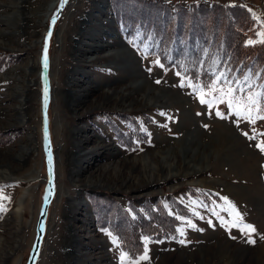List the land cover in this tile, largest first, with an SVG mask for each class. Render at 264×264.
<instances>
[{
  "label": "rangeland",
  "instance_id": "374dc122",
  "mask_svg": "<svg viewBox=\"0 0 264 264\" xmlns=\"http://www.w3.org/2000/svg\"><path fill=\"white\" fill-rule=\"evenodd\" d=\"M103 1L70 0L50 38L56 193L37 264H121V251H132L115 230L131 233L130 223L140 224L137 256L149 237L150 259L141 264H264V152L256 147L264 142V120L241 119L237 127L226 104L209 108L190 87H180L190 76L161 55L166 48L170 60L177 54L184 38L176 32L192 7L206 23L215 10L220 30L231 21L241 27L245 45L261 40L264 0ZM50 2L0 0V195L8 197L0 200V264H27L46 191L42 54L60 0L46 15ZM178 12L186 13L178 19ZM236 32L229 26V40ZM138 82L164 96L151 104L138 101L142 90L118 98L117 90ZM164 155L180 164L177 174L162 167ZM222 197L255 233L232 226L231 204ZM168 217L175 236L145 229L153 218L164 228Z\"/></svg>",
  "mask_w": 264,
  "mask_h": 264
},
{
  "label": "trees",
  "instance_id": "16d2710c",
  "mask_svg": "<svg viewBox=\"0 0 264 264\" xmlns=\"http://www.w3.org/2000/svg\"><path fill=\"white\" fill-rule=\"evenodd\" d=\"M179 7L178 5V11ZM189 11H191L189 21L187 23L182 21L176 32L178 38H184L182 46H176L177 54L173 55L171 60L169 58V50L167 48L163 49L161 55L164 60L176 63L178 69L183 74L189 75L190 78L198 76L201 83H209L213 73L218 74L219 72H230L233 79L242 76L249 70H252L254 73H264V43L256 44L252 47L243 44L242 38L244 35L240 33L241 27L238 30L231 20V24L229 23L225 27L222 26L220 30L215 10H211L207 23L195 13L194 7L189 9ZM196 11L198 12V10ZM185 13L178 12V19L182 18ZM231 25L237 30V37L233 40L232 38L229 40V35L227 34ZM248 49H252L253 53L250 54ZM192 82L195 83L196 81L193 80ZM252 82L255 84L264 83V78L254 77ZM204 91L209 90L205 89ZM206 98L210 97L206 96ZM201 198L204 201L206 199L203 196ZM107 200H105L106 203H110ZM113 204L119 205L117 202ZM120 213L122 211H119L118 214ZM168 218L171 222L164 228L163 222L156 220L157 223L155 224V219L153 218L148 225H144L145 229L153 236H175L176 233L173 230L174 221L171 217ZM130 226L131 230L132 227L135 228L131 233L122 232V229L115 231L120 234L123 244L128 247L130 246V250L136 254L142 248L138 245V243H141L139 232H136L140 224L130 223Z\"/></svg>",
  "mask_w": 264,
  "mask_h": 264
},
{
  "label": "snow or ice",
  "instance_id": "6c2138e0",
  "mask_svg": "<svg viewBox=\"0 0 264 264\" xmlns=\"http://www.w3.org/2000/svg\"><path fill=\"white\" fill-rule=\"evenodd\" d=\"M65 0H62V6ZM52 24L56 23V16L54 15L51 21ZM52 35L51 30L48 33V37ZM262 39L259 41H254L252 39L247 40V45H252L254 43L260 42L264 43V31H260L257 33ZM48 37L45 39V47H44V66L47 67V59H48ZM161 68L164 65L160 62L159 59L154 61ZM151 71V69H148ZM180 75V73H177ZM254 77L264 78V73H254L252 70L244 73L240 77H236L233 79L230 72H219L213 73L212 78L209 83H201L199 81L198 76L192 77L189 81L181 80L180 87H190L194 93L198 94V98L201 104L207 105L209 108L213 106V103L226 104L228 108L229 115H234L237 120L236 124L239 127L240 120L248 121L250 124L255 125L258 120H264V83L255 84L253 83ZM196 81L193 83L192 81ZM156 83H160L159 80ZM205 89L209 91H204ZM212 93H216V95H212ZM210 97V98H206ZM216 115L225 118L224 114L217 111ZM47 118L45 116V122ZM205 127H208L205 125ZM245 137L249 139H255V136H249L248 132L242 133ZM45 139L47 140V129H45ZM256 147L264 152V142H259L256 144ZM49 165L51 166L52 159L51 154H49ZM51 172V167H50ZM5 186H0V193H3V189ZM3 195H0V200L7 199ZM224 201H227L231 204L230 214L234 213L235 219L232 221L233 227L240 228L241 232L246 233H255L256 228L251 224L243 223L242 214L236 210V206L232 204L231 201L228 200L227 197H222ZM207 207V205H203ZM225 211H229L228 209H224ZM219 216V213H216ZM193 215H199L195 210H193ZM221 219H223L221 217ZM190 227L195 228L196 225L193 224L190 220L185 221ZM211 223V221H209ZM43 227V225L41 226ZM179 231V230H178ZM181 235L184 233L181 231ZM111 235V233H109ZM234 238V237H233ZM145 241V247L142 255H136L135 253L129 251H121L120 262L121 264H141L143 261H148V247L147 243L149 241V237L143 238ZM180 243H184L183 240L179 241ZM250 243H255L254 240L249 239ZM113 243H116V239H113Z\"/></svg>",
  "mask_w": 264,
  "mask_h": 264
},
{
  "label": "water",
  "instance_id": "95a60500",
  "mask_svg": "<svg viewBox=\"0 0 264 264\" xmlns=\"http://www.w3.org/2000/svg\"><path fill=\"white\" fill-rule=\"evenodd\" d=\"M69 0H65L62 6V0L59 4V7L53 12L52 16L50 17V23L48 26V31L46 33V37H48V33L51 30L53 32L54 30V25L52 24V18L55 15L56 16V21L59 19L60 15L66 8ZM50 37H48V59H47V67L44 66V47H43V54H42V81H43V94H42V112H43V119H44V134H45V129H47V140L45 139L44 135V150L46 153V168H47V185H46V191L44 194V199L43 203L40 208L38 220H37V235L31 250V254L29 257V260L27 264H37L39 257L41 255V248H42V243L44 240V235L46 231V220L48 217V211H49V206L52 201V199L55 196L56 193V184H55V177H56V166H55V156H54V151H53V145L50 137V132H49V118H48V107L51 99V86H50V80H49V65H50V59H49V47H50ZM45 116L47 118L45 122ZM49 154H51V159L52 163L51 166L49 165ZM50 167H51V172H50ZM43 225V227H41Z\"/></svg>",
  "mask_w": 264,
  "mask_h": 264
},
{
  "label": "bare ground",
  "instance_id": "6f19581e",
  "mask_svg": "<svg viewBox=\"0 0 264 264\" xmlns=\"http://www.w3.org/2000/svg\"><path fill=\"white\" fill-rule=\"evenodd\" d=\"M57 1L58 0H52V2H50V4L49 5H47L46 7H45V9H44V12H46V15H49L50 13H51V11L52 10H54L55 9V7H56V5H57ZM60 2H61V0H60ZM60 2H59V4H60ZM69 2H70V0H69ZM68 2V3H69ZM100 4L102 5V6H105V2L103 1V0H100ZM15 3H17V0H15ZM58 7H59V5H58ZM57 7V8H58ZM56 8V9H57ZM54 12V11H53ZM52 16V15H51ZM10 22L12 21V20H9ZM9 22V23H10ZM14 23V22H13ZM5 30V29H4ZM4 30H1L0 29V33H4ZM5 33H7V32H5ZM1 44V43H0ZM146 85V83H143V82H138L137 84H130L129 85V87L131 88V90H129L128 88V86L126 87V88H120L119 90H117V94H120V97H118L119 99L120 98H122V99H120V100H122V101H126V97L128 96V95H135V93H137L138 94V90H142V93H139V95H140V97H141V100H138V101H141L142 103H146V102H148L149 104H151L150 102H155L157 99H160V98H162L164 95L163 94H161L160 93V91H157V90H155V89H153V88H151V87H146L145 86ZM114 92H115V90H114ZM139 92H141V91H139ZM109 94H110V92H109ZM114 94H116V93H114ZM80 95V94H79ZM111 95V94H110ZM82 97V96H81ZM111 97V96H110ZM135 99V98H134ZM165 101V100H164ZM72 102V101H71ZM134 102H137V100L135 99L134 100ZM147 104V103H146ZM81 104H79V103H73V106H75V107H77V106H80ZM74 107V108H75ZM77 109V108H76ZM81 130H83V129H80V131ZM78 132V131H77ZM83 140V139H82ZM84 140H86V139H84ZM81 141V140H80ZM194 155H196V154H194ZM160 157H161V155H159ZM145 160H147L146 162H145ZM144 163H143V165H144V167H147L148 169H150V171H151V165H152V163L150 162V158L148 157H144ZM162 163H161V165H162V167L167 171V173H168V175H171V174H177L178 172H179V169L181 168L180 167V164L176 161V159H174L173 157H172V155H164L163 157H162ZM56 162V161H55ZM186 162V165H187V167L188 168H190V169H196V170H198L199 169V165H200V163H194V164H191V163H188L187 161H185ZM189 162H191L190 160H189ZM185 165V164H184ZM186 167V168H187ZM191 170H188L187 171V173H189ZM166 173V174H167ZM150 176H154L153 175V173H151L150 172ZM150 178V177H149ZM49 208H50V206H49ZM49 212V211H48ZM77 242H79V238L76 240V243ZM40 258V257H39Z\"/></svg>",
  "mask_w": 264,
  "mask_h": 264
}]
</instances>
